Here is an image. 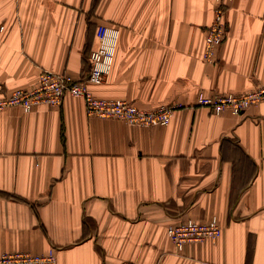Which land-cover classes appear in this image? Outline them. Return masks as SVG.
Returning a JSON list of instances; mask_svg holds the SVG:
<instances>
[{
  "label": "crops",
  "instance_id": "1",
  "mask_svg": "<svg viewBox=\"0 0 264 264\" xmlns=\"http://www.w3.org/2000/svg\"><path fill=\"white\" fill-rule=\"evenodd\" d=\"M213 0H0V98L42 70L89 71L100 24L116 28L97 98L175 105L166 125L88 117L81 98L0 111V254L56 264H264V101L239 114L197 104L264 84V0H234L213 61ZM211 61V62H210ZM215 216V240L176 251L166 227Z\"/></svg>",
  "mask_w": 264,
  "mask_h": 264
},
{
  "label": "built area",
  "instance_id": "2",
  "mask_svg": "<svg viewBox=\"0 0 264 264\" xmlns=\"http://www.w3.org/2000/svg\"><path fill=\"white\" fill-rule=\"evenodd\" d=\"M213 20L206 30L202 58L212 60L214 49L219 45L227 30L225 13L234 0H213ZM116 28L100 24L96 28L97 47L89 53L87 76L74 79L68 73L42 70L37 82L29 89H16L0 98V111L10 106H19L29 111L36 105L59 106L65 94L81 98L85 113L89 117L119 119L130 125L152 127L169 123L174 106L162 105L156 108H140L125 99H102L95 97L88 89L89 83H101L109 73L117 41ZM264 101V84L244 92L205 95L198 93L197 104L208 107L212 113L229 111L239 114L248 107ZM166 235L178 250L185 243L214 240L220 235V226L215 218L199 223L187 218L166 227ZM0 264H56L52 251L45 254L12 251L0 254Z\"/></svg>",
  "mask_w": 264,
  "mask_h": 264
},
{
  "label": "rangeland",
  "instance_id": "3",
  "mask_svg": "<svg viewBox=\"0 0 264 264\" xmlns=\"http://www.w3.org/2000/svg\"><path fill=\"white\" fill-rule=\"evenodd\" d=\"M88 59H89V57H88ZM89 67H90V65H89ZM86 76H87V75H86ZM18 89H24V88H18ZM27 89H29V88H27ZM14 90H16V89H14ZM24 90H26V89H24ZM12 91H13V90H12ZM10 92H11V91H10ZM10 92H8L7 94H9ZM7 94H5L4 96H6ZM164 105H171V104H164ZM160 106H162V105H160ZM171 106H174V107L176 108L175 105H171ZM18 107H19V106H18ZM158 107H159V106H158ZM154 108H156V107H154ZM152 109H153V108H152ZM220 234H221V228H220ZM219 236H220V235H219ZM219 236H218V237H219ZM218 237H217V238H218ZM217 238H215V239H217ZM215 239H214V240H215ZM207 240H208V239H207ZM209 240H212V239H209ZM171 242H172V241H171ZM172 244H173V243H172ZM173 246H174L175 250L178 251V252L182 250V249H181V250H178V249L175 247L174 244H173ZM183 246H184V245H183ZM50 251L53 252V250H50ZM21 252H27V251H21ZM53 253H54V252H53ZM54 254H55V253H54ZM55 257H56V255H55Z\"/></svg>",
  "mask_w": 264,
  "mask_h": 264
},
{
  "label": "bare ground",
  "instance_id": "4",
  "mask_svg": "<svg viewBox=\"0 0 264 264\" xmlns=\"http://www.w3.org/2000/svg\"><path fill=\"white\" fill-rule=\"evenodd\" d=\"M226 22V21H225ZM224 36H225V34H224ZM224 36H223V39H224ZM223 39H222V41H221V43L223 42ZM221 43L219 44V45H217L216 47H215V49H214V54H215V50H216V48L218 47V46H220L221 45ZM214 54H213V58H214ZM213 58H212V60L211 61H213ZM210 61V62H211ZM89 85V84H88ZM88 85H87V87H88ZM226 93H228V92H226ZM236 93V92H235ZM238 93V92H237ZM224 94V93H223ZM215 95V94H214ZM102 99H105V98H102ZM227 111V110H226ZM89 117V116H88ZM102 119V118H101ZM212 218H215L216 219V217L215 216H213V217H211L209 220H211ZM190 219H192V218H190ZM194 220V219H193ZM209 220H207V221H205V222H208ZM196 221V220H195ZM216 221H217V219H216ZM196 222H199V221H196ZM205 222H199V223H205ZM217 223H218V221H217ZM219 225V224H218ZM183 248V247H182Z\"/></svg>",
  "mask_w": 264,
  "mask_h": 264
}]
</instances>
